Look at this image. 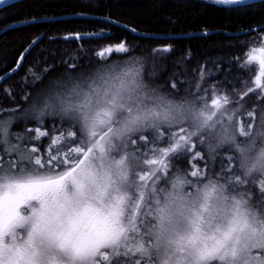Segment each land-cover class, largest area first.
Masks as SVG:
<instances>
[{
	"label": "clouds",
	"instance_id": "obj_1",
	"mask_svg": "<svg viewBox=\"0 0 264 264\" xmlns=\"http://www.w3.org/2000/svg\"><path fill=\"white\" fill-rule=\"evenodd\" d=\"M226 96L212 106L189 88L168 89L150 50L141 49L55 73L31 94L18 118L71 122L84 148L92 149L81 166L84 173L74 174L84 186L82 194L71 180L66 182L74 204L107 207L116 203L115 196H123L121 220L127 227L125 210L143 194L147 207L141 210L150 218L148 237L128 243L136 254L150 257L149 264H264V108L234 104ZM174 129L185 130L189 143L195 140L210 161L231 155V171L193 179L176 168L162 185L153 181L146 186L140 180L146 164L131 150V141ZM9 133L8 123L0 122V143ZM33 175L26 170L0 178V184ZM39 208L32 201L22 209L25 219L16 228L18 244L27 239L33 210ZM196 236H215L223 243L209 256L204 241L193 240ZM5 242L11 243V238ZM99 255L103 252L77 254L37 238L32 264H99Z\"/></svg>",
	"mask_w": 264,
	"mask_h": 264
},
{
	"label": "trees",
	"instance_id": "obj_2",
	"mask_svg": "<svg viewBox=\"0 0 264 264\" xmlns=\"http://www.w3.org/2000/svg\"><path fill=\"white\" fill-rule=\"evenodd\" d=\"M76 33L82 38L77 40ZM93 33L100 35H83ZM33 40L35 43L15 72L0 81V122L8 123L10 128L6 141L0 143V162L6 157L16 159L27 145H35L44 154L57 135L60 137L63 132L66 138L70 126L76 129L73 123L59 118L46 117L40 121L18 118L31 94L44 81L70 65H76V69L86 67L128 51L150 50L157 61L160 81L172 91L189 88L209 99L213 93L224 94L234 104L264 108V76L259 63L260 49L264 48V0L233 4L215 0H17L0 7V77L16 64ZM121 41L126 43L127 51L113 49L103 57L97 55L102 48ZM169 45L171 48L164 51ZM252 56L257 58L251 59ZM170 82L176 87L172 88ZM36 127L48 135L31 143L21 139L33 135L26 129ZM178 130L167 131L159 142L149 135L142 153L150 157L157 148L169 147L172 141L168 133ZM17 140L20 148L8 149L7 145ZM66 140L70 146L78 145ZM196 145L191 151L182 148L169 153L166 157L169 167L159 173L157 183L162 185L176 168L185 169L195 179L190 175L193 170L190 162L195 152L202 153L197 142ZM69 157L72 162L77 159L75 153ZM195 164L205 174H228L234 161L229 154L215 161L203 154ZM146 167L140 177L150 172ZM138 198L134 211L125 210L126 217L136 215L143 205ZM149 220L140 210L137 225L141 231ZM108 253L110 259V250ZM131 255L115 254L111 264H126ZM101 261L106 263L103 258Z\"/></svg>",
	"mask_w": 264,
	"mask_h": 264
},
{
	"label": "snow or ice",
	"instance_id": "obj_3",
	"mask_svg": "<svg viewBox=\"0 0 264 264\" xmlns=\"http://www.w3.org/2000/svg\"><path fill=\"white\" fill-rule=\"evenodd\" d=\"M216 3L233 4L238 0H215ZM77 40L82 38L80 33L74 34ZM87 35H100L99 33L83 34ZM65 39H69L70 36H65ZM171 46H165L164 51H168ZM115 49L118 52L127 51L126 43L121 41L117 44L108 45L102 48L97 55L103 57L105 53H111ZM257 57L252 56L251 59ZM259 63L261 68V76H264V48L260 49ZM70 70H75L76 65H70ZM261 77L256 78L257 86L260 85ZM171 87L175 88L176 84L170 82ZM221 96L227 100V96L224 94L217 95L212 94L209 102L212 106H218L221 102ZM205 98V97H204ZM27 132L33 133L32 136L27 138L29 143L33 140H39L41 137L47 136V131L41 127L34 129H26ZM167 130H161L159 133L153 134V138L156 141H161L165 138ZM171 139V144L166 148H157L150 157H145L143 153L136 151V146L140 141L147 142L149 135L138 136L131 141V149L133 153L141 157L148 167H154V172L145 173L140 177V180L147 186L153 181L160 180L159 173L166 172L169 167V163L166 157L169 153L176 152L180 149L191 151L196 148V141L192 140L189 143V137L185 134V130L179 129L178 132L168 133ZM61 139L65 138V134L61 132ZM66 138L78 143L79 146L75 147L73 151L78 154L77 158L87 157L88 153L92 151L91 148H84V141L79 132L69 127L66 133ZM23 158L31 163L30 153L28 149H23ZM197 158L202 159L203 154L195 152L192 164L193 170L190 175L193 177L204 175V171L195 164ZM71 157H69V161ZM34 164L36 166L41 165L40 159H35ZM84 161H82V165ZM230 165V161H229ZM64 165L61 164V168ZM67 167H70L68 163ZM81 174L84 173L82 168L79 169ZM26 169H19L17 174L25 172ZM58 171L56 173H60ZM16 174V175H17ZM71 180L77 193L83 191V184L77 180L76 176L71 173H65L64 175H39V171L34 172V175L28 179H14L6 184H0V264H32V257L35 255V241L40 238L42 241L46 240L51 244H56L62 249L73 251L77 254L95 253L102 251L103 255L96 257L99 264L109 259L108 250L111 249L113 253L117 255L133 254L129 257L126 264H149L150 257L139 255V258H135L136 252L132 249L128 241H134L137 238L148 237V229L150 223L148 222L144 226V230L141 231L137 225V214L141 210L138 209L136 215L132 217H124L128 220V226L125 227L121 220V207L120 202L117 201L106 208L101 206L97 208L92 203H85L79 205L78 202L74 204L73 198L66 192V182ZM264 194V193H262ZM141 203L147 207L143 194L140 195ZM32 201H37L40 205L39 211L35 212V220L32 224V229L28 234L23 244H18V235L16 233L17 226L25 219L22 215V209L25 206H30ZM144 215L148 217L147 211H144ZM197 232L199 228L197 227ZM225 237L228 235L224 234ZM10 237L11 243H6L5 238ZM23 239V237H19ZM121 239H124V243H120ZM202 239L204 241L205 253L211 255L215 252L223 241L215 236L212 237H200L193 238ZM211 241V243H209ZM123 247L125 253H120V249Z\"/></svg>",
	"mask_w": 264,
	"mask_h": 264
},
{
	"label": "rangeland",
	"instance_id": "obj_4",
	"mask_svg": "<svg viewBox=\"0 0 264 264\" xmlns=\"http://www.w3.org/2000/svg\"><path fill=\"white\" fill-rule=\"evenodd\" d=\"M139 143L140 144L136 146V151L142 153L141 148L144 147L147 142L140 141ZM77 146L79 145L70 146V144L67 143L66 138L61 139L59 135H57L56 139H53L51 143L47 146V150L46 152H44V154L43 152H41V150L38 147H35V145H27L25 148H27L28 153H30L31 163H29L28 160H24L23 150L17 153L18 157L16 159L6 157L2 162H0V178H3L5 176H10V175L15 176L18 170L21 168L30 170L33 173L36 171H39V174L48 173V174H54V175H64L65 173H68V172L75 174L81 168L82 161L85 162V160L87 159V157L82 156L74 160V162H72L71 160L69 161V155L75 153L73 149ZM7 147L11 151L17 150L18 148H20V140H17L13 143L8 144ZM76 155L78 156V154ZM35 159H40L41 165L36 166L34 164ZM68 163L70 164V167H67ZM61 164H63L65 167L61 168ZM146 168L148 169V167ZM58 171H62V172H60L59 174H55ZM66 188H67V185H66ZM123 199H124L123 196H115L114 198L116 202L117 201L120 202ZM138 202H139V198L137 197L135 198L134 205H136ZM92 204L95 205L97 208L101 207L98 204H95V203H92ZM129 210L134 211V206L132 208L130 207L128 211ZM137 224H138V221H137ZM109 250L111 253L110 255L111 257L109 261L108 260L105 261L106 262L105 264H108V263L111 264V262L115 260L114 257H116L115 253H113L111 249ZM119 251L120 253H124L126 250L123 247H121V250ZM117 256H120V255H117Z\"/></svg>",
	"mask_w": 264,
	"mask_h": 264
},
{
	"label": "water",
	"instance_id": "obj_5",
	"mask_svg": "<svg viewBox=\"0 0 264 264\" xmlns=\"http://www.w3.org/2000/svg\"><path fill=\"white\" fill-rule=\"evenodd\" d=\"M15 0H0V7L5 5V4H8L10 2H13ZM252 1H256V0H238L237 3H248V2H252ZM29 49V48H28ZM26 49L22 56L25 54V52L28 50ZM22 56L21 58L19 59L18 63L16 64V66H14V68H12L10 71L6 72L5 74H3L1 77H0V81H2L3 79L7 78L11 73H13L18 67L19 65L21 64V60H22Z\"/></svg>",
	"mask_w": 264,
	"mask_h": 264
},
{
	"label": "bare ground",
	"instance_id": "obj_6",
	"mask_svg": "<svg viewBox=\"0 0 264 264\" xmlns=\"http://www.w3.org/2000/svg\"><path fill=\"white\" fill-rule=\"evenodd\" d=\"M15 1H17V0H15ZM15 1H13V2H15ZM13 2H10V3H13ZM10 3H8V4H10ZM5 5H7V4H5ZM3 6H4V5H3ZM1 7H2V6H1ZM35 40H36V39H35ZM35 40H33V41H32V42L26 47V49H28V48L30 49L31 46H33V44L35 43ZM26 49H25V50H26ZM29 49H28V50H29ZM25 50H24V51H25ZM28 50H27V51H28ZM24 51H23V52H24ZM27 51H26V52H27ZM23 52L20 54V56H19V58H18L16 64L18 63L19 59L21 58ZM26 52H25V53H26ZM24 55H25V54H24ZM24 55H23V56H24ZM23 56H22V58H23ZM21 61H22V60H21ZM16 64H15L14 66H16ZM14 66H13L12 68H14ZM12 68H11V69H12ZM11 69H10V70H11ZM10 70H8V71H10ZM8 71H7V72H8ZM14 72H15V71H14ZM14 72H13V73H14ZM5 73H6V72H5ZM5 73H4V74H5ZM13 73H11V74H13ZM11 74H10V75H11Z\"/></svg>",
	"mask_w": 264,
	"mask_h": 264
}]
</instances>
